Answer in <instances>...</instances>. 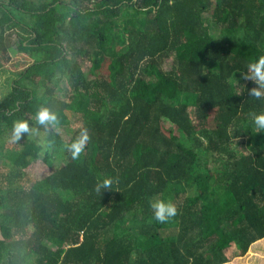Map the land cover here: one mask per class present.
Returning a JSON list of instances; mask_svg holds the SVG:
<instances>
[{"label": "trees", "instance_id": "trees-1", "mask_svg": "<svg viewBox=\"0 0 264 264\" xmlns=\"http://www.w3.org/2000/svg\"><path fill=\"white\" fill-rule=\"evenodd\" d=\"M260 57L264 0H0V264L248 255L264 242V88L242 73ZM157 199L176 215L157 221Z\"/></svg>", "mask_w": 264, "mask_h": 264}, {"label": "clouds", "instance_id": "clouds-1", "mask_svg": "<svg viewBox=\"0 0 264 264\" xmlns=\"http://www.w3.org/2000/svg\"><path fill=\"white\" fill-rule=\"evenodd\" d=\"M242 78L247 81L251 80L254 82L256 87L250 89L249 94L252 96L260 97L261 91L259 89L264 88V57H260L257 62L252 63L248 66V72L242 73ZM37 119L40 123H45L48 121H55L56 117L50 114L46 109L41 110L37 114ZM252 121L257 133L264 132V112L259 114H252ZM26 130V125L20 123L16 126V132L19 133ZM88 140L87 130L81 132L80 138L71 147L74 150L75 155H79L82 151L85 143ZM111 180H104L102 187L107 188L111 185ZM151 208L154 211V217L159 222H164L168 218L175 216L177 209L171 202L165 200L157 199L151 203Z\"/></svg>", "mask_w": 264, "mask_h": 264}, {"label": "rangeland", "instance_id": "rangeland-1", "mask_svg": "<svg viewBox=\"0 0 264 264\" xmlns=\"http://www.w3.org/2000/svg\"><path fill=\"white\" fill-rule=\"evenodd\" d=\"M213 34L217 35L216 32H214ZM16 49H17L16 47H13V49L10 50V53H11V56H12V62L8 65L7 68H9V70H11L13 72L18 73L19 71H21L26 66V64H23V63H20V62L21 61L25 62V60H26L29 63V59L27 60V57H25V56H23L21 54H17L16 53ZM78 61H80V60H78ZM163 67H164V69H167L168 68L167 63H163ZM40 92H42V91H40ZM3 94H5V90L3 91ZM57 131L60 132L63 135V139L65 141H67L68 138H70L69 133H67L64 129L59 128ZM36 139H37L38 143L43 145V147L48 148L46 143L44 142L43 133H39L36 136ZM5 141L7 143H9L11 141V137L7 136L5 138ZM38 164L39 163H36L30 168L31 177H29V179L31 181L34 180V179H38V178L42 177L44 175L43 173H45V172L47 173V168H45V167L43 168L44 171H45L44 172L43 169H41V166L38 165ZM229 250H232V248L229 249ZM233 263H235V264H264V242L261 243L259 241V242L255 243V244L251 245L250 246V250L248 252V255H246L244 258H236L230 264H233Z\"/></svg>", "mask_w": 264, "mask_h": 264}]
</instances>
